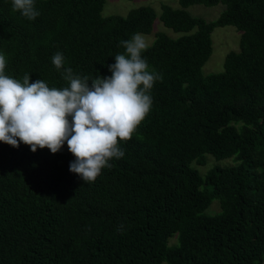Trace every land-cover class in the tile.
Returning <instances> with one entry per match:
<instances>
[{
    "label": "trees",
    "instance_id": "obj_1",
    "mask_svg": "<svg viewBox=\"0 0 264 264\" xmlns=\"http://www.w3.org/2000/svg\"><path fill=\"white\" fill-rule=\"evenodd\" d=\"M179 3L104 17L106 0H34L29 21L0 0L5 74L49 87L68 86V67L111 76L121 41L151 34L157 19L182 34L158 33L142 53L162 77L151 110L94 182L69 171L66 142L55 154L0 142V264H264V0ZM219 4L214 21L188 11ZM227 26L242 33L240 51L205 76L212 34ZM208 155L235 164L203 174ZM215 200L221 214L205 215Z\"/></svg>",
    "mask_w": 264,
    "mask_h": 264
},
{
    "label": "clouds",
    "instance_id": "obj_2",
    "mask_svg": "<svg viewBox=\"0 0 264 264\" xmlns=\"http://www.w3.org/2000/svg\"><path fill=\"white\" fill-rule=\"evenodd\" d=\"M12 10L29 21L40 15L34 0H12ZM121 46L125 51L108 66L111 76L90 79L68 67L62 74L68 86L62 88L42 79L30 83L28 73L22 80L6 75V57L0 54V142L14 148L22 142L33 153L47 148L53 154L66 142L75 157L69 171L94 182L103 168L112 167L111 159L124 157L120 143L130 140L149 114L151 89L162 79L142 56L148 48L143 34H133ZM52 63L61 69L63 53L56 52Z\"/></svg>",
    "mask_w": 264,
    "mask_h": 264
},
{
    "label": "rangeland",
    "instance_id": "obj_3",
    "mask_svg": "<svg viewBox=\"0 0 264 264\" xmlns=\"http://www.w3.org/2000/svg\"><path fill=\"white\" fill-rule=\"evenodd\" d=\"M169 5L173 8H180L179 0H106L103 10V16H123L126 17L129 13L140 7H153L158 14H161V6ZM224 6L219 4L215 7H206L204 5H194L189 7L188 11L195 17L204 18L207 21H214L219 18L224 10ZM158 33H164L172 38L182 36L180 33L174 32L172 29L167 28L160 19H157L153 32L149 35H144L148 47H151L156 40ZM241 32L235 27H219L216 28L212 34L213 40V55L203 68L205 76L221 73L224 71V64L226 57L231 52L240 51ZM206 166L200 168V171L205 174L207 171L214 167H229L235 164L234 159H224L217 161L213 156L208 155ZM196 168V164H194ZM208 216H216L221 214V205L219 200H215L210 208L204 213Z\"/></svg>",
    "mask_w": 264,
    "mask_h": 264
}]
</instances>
